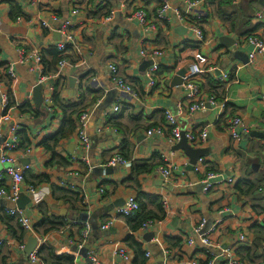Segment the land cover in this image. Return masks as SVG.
I'll use <instances>...</instances> for the list:
<instances>
[{
	"label": "crops",
	"instance_id": "obj_1",
	"mask_svg": "<svg viewBox=\"0 0 264 264\" xmlns=\"http://www.w3.org/2000/svg\"><path fill=\"white\" fill-rule=\"evenodd\" d=\"M13 1L22 11L23 16L19 21L11 20L10 2ZM143 0H0V77L4 79V70L12 67L14 78L11 86L2 80L1 93L8 95L10 92L15 100V107L8 111L10 124L0 127L1 138L9 134V126L18 129H27L31 146L29 153L15 151L11 154L15 163L12 167L25 168L34 176H49V184L37 188H48L46 196L39 205H35L30 197V203L24 210L18 209L16 203L12 204L6 200H0V264H28V256L24 251L18 249L19 244L26 247L29 238L36 240L35 250L42 247L52 249L57 256L74 257V264H90L93 257L97 264H132L133 253L126 246V239L133 236L135 241L141 244L145 252L146 264H164L165 257L163 249L167 250L165 238H180L183 243L179 249L169 250V258L166 264H207L208 260L219 253L220 250L245 249V245L238 244V235H245L249 241H254L256 235L252 228L259 226L264 229V196L256 193L243 196L236 186L244 185V182L256 183L258 189L264 187V141L251 137L253 132L264 133V95L262 94L264 84V59L257 56L253 61L256 71L252 76L242 74L249 65V56L253 46H238V40H247L248 37H259L262 35L258 25H264V21L249 22L250 26L244 27L238 34L234 33L237 20V0H191L200 4L185 13L183 0H167L175 12L181 11V17L187 21H197L204 34V40L199 42L194 33L189 31L183 24L168 13L166 21L157 20V11L161 7V0H150L145 6ZM214 1V0H213ZM144 6V8H142ZM116 9H120L116 11ZM142 9L146 19L151 23L152 29L145 31L134 19H129L137 10ZM101 14L112 13L110 21L100 20ZM77 11L80 15L72 16ZM95 14H98L94 16ZM69 21L71 32L79 52L72 53L77 59L75 62L70 57L66 60L64 68L58 73L50 76L49 85L59 82L61 92L59 100L61 103H79L84 101L66 95L81 88L87 93H93L89 97L96 96L101 89L95 88L96 81L85 87V81L96 71L95 67H89L86 71L76 75L78 67H83V61L94 53L102 41L103 59L101 63L111 62L119 59L121 65L125 66L124 80L134 89L132 96L116 92L109 105L119 108L118 114L112 112L108 116L107 127L104 136L90 134L88 136L90 147L87 149V159L75 155L79 151V144L74 142L75 135L58 149L61 157L67 160L70 166L67 169L54 167L46 169L50 155L38 143L46 136L54 134L59 129L61 115L50 120L51 115L45 111L38 119L28 115H20L18 107L32 102L34 88L40 84V75L36 68L27 63H21L19 52L24 51L28 57L39 55L50 50L60 40L59 31L61 25ZM46 23L47 28L42 27ZM182 27L185 31H176ZM227 38L226 46L222 39ZM120 50L121 55L117 57L116 52ZM132 59H128V54ZM143 53V55H141ZM197 53L203 55L207 60L205 73L198 79L201 84L202 99L205 106L204 111L195 112L188 116V102L185 100V92L182 85H175L174 79L180 77L182 83L189 70V65ZM226 57L228 66L217 67V62ZM95 64L96 59L88 61ZM149 63L158 65L156 74L157 85L151 89L146 84L145 73ZM148 65V66H147ZM222 72L228 74L226 81L221 79ZM223 87H218V85ZM42 85V84H41ZM43 86V85H42ZM219 89V90H217ZM110 89L108 95L112 93ZM218 93L222 96L219 103L224 102L234 113L229 115L230 109L215 105L210 106L208 99ZM43 100L51 96L43 87ZM103 97V100L108 97ZM251 96V101L249 97ZM52 99L51 106L52 107ZM5 110L1 105L0 115ZM97 111H100L98 108ZM171 112L172 116H187L179 122L182 133L198 135L202 131L207 132L205 143L190 145L193 149H206L207 155L203 158L205 163L215 169L220 175L219 180L223 183L215 184L207 193L198 186L202 180L201 173L187 169L189 160L183 152H174L171 155L168 143H157L144 156L135 157L134 164L146 163L155 165L150 174L139 177L140 191L144 195L156 196L161 199L165 212V219L155 222L148 231H137L132 233L124 219L117 217V210L121 208L130 197L137 199L138 190L124 185L130 175L129 172L122 173L120 168H113V173L106 175L104 170L110 159L121 152H129L132 143L130 136L123 135V130L135 132V144L143 146L152 141L153 136H147V132L154 127L163 124L161 119ZM256 113L257 115H253ZM53 114V113H52ZM114 115V120H109ZM227 114V115H226ZM224 115V116H223ZM231 119L239 117L243 120L247 132L237 128L240 135L238 142L232 140L227 129H223L220 117ZM164 118V119H165ZM158 126V127H159ZM117 129L120 132L117 133ZM8 131V133H7ZM166 135L163 136L167 140ZM9 136V135H8ZM111 136L117 140L114 145L102 147L105 137ZM72 152V153H71ZM164 157V158H163ZM28 160V165L23 163ZM138 161V162H136ZM174 167L173 180L164 182L159 168L164 164ZM133 164V165H134ZM9 165L0 163V178L4 176ZM159 173V175H157ZM227 179L233 181L228 184ZM3 187L8 189L9 179L3 177ZM26 185L23 184V188ZM53 187L76 194L81 202L76 206L81 210L80 215L70 211V204L58 201L53 196ZM244 189V188H243ZM103 191V194L100 193ZM245 190V189H244ZM261 196V197H260ZM262 198V199H260ZM46 209L55 218H66L67 226L61 231L49 234H37L34 228L42 221L40 209ZM149 208L152 206L149 205ZM18 210L27 217L32 225V231L26 232L10 216V211ZM86 215L91 220L92 233L86 246L91 249L87 257L81 255L75 235L78 227L71 226L72 221ZM14 219L10 221L9 219ZM10 221V222H9ZM202 221L213 224L214 232L209 235L213 243L210 252L206 251L199 243V236L193 229H197ZM111 222L108 230H102V226ZM20 227L25 236L20 243L10 231L11 227ZM95 227V228H94ZM97 233V235H96ZM147 233L153 234L150 242L144 237ZM257 237L262 241L258 249H254L252 243L251 261L245 264H258L264 258V232ZM227 238V239H226ZM189 241L194 245L190 247ZM223 241V242H221ZM219 244V248L216 245ZM250 246V247H251ZM163 248V249H161ZM25 250V249H24ZM123 250L128 261H124L117 254ZM246 252H243L245 256ZM208 254V255H207ZM162 261V262H161ZM223 263V262H222ZM216 264H220L218 260Z\"/></svg>",
	"mask_w": 264,
	"mask_h": 264
},
{
	"label": "built area",
	"instance_id": "obj_2",
	"mask_svg": "<svg viewBox=\"0 0 264 264\" xmlns=\"http://www.w3.org/2000/svg\"><path fill=\"white\" fill-rule=\"evenodd\" d=\"M148 1L150 0H143L142 3H148ZM185 3V8L188 5H191L192 7L188 8L187 11H185V13H187L189 10L197 7L200 2H194L191 0H183ZM169 7V3L167 2V0H161V7L160 9L157 11V20L159 21H166L168 18V13L169 12H165V9ZM77 11H73L71 14L72 16H74L73 13H76ZM160 13H164L163 15H161ZM176 13H178L179 15V19L178 21L184 25V27H186L189 31H191L192 33H194L195 37L197 38V40L199 42H202L204 40V34L202 32V30L200 29L198 22L197 21H187L186 19H184L183 17H181V11H177ZM112 17V13H110L109 17L106 19H100V20H104V21H110ZM129 19H134L135 21H137L140 25V27H142L145 31H148L149 29H152L151 27V23L148 22V20L146 19V16L144 14L143 11H136L134 12L132 15H130ZM17 21H19V19H17ZM42 27L47 28L46 23L42 24ZM57 33L60 34L61 40L55 44V48L56 50L61 53L62 55H68V54H74V53H78L79 47L77 46V44L74 41V38L72 36V32H71V23L69 21L64 22L59 31H57ZM254 38L257 37H248L247 40H253ZM253 52V51H252ZM256 53L260 52V49H255ZM19 60L21 63H27L28 65L31 66V69L33 70V67L36 68V71L39 73L38 75H40V84L43 85L44 89L46 90V92L51 96L52 92L54 90V86L53 84L49 85V79L50 76L47 75H42V67L40 65V56L39 55H33L32 57H28L24 51H20L19 52ZM257 57V56H256ZM255 57V58H256ZM255 59H253V55L252 53L249 56V64L253 63ZM66 63V59L62 60L56 67V74H58L65 66ZM63 64V67H61V65ZM207 65V60L206 58L197 53L196 55H194V59L191 62V64L189 65V70L186 74V77L184 78L183 84H182V88L184 90L185 94V100L188 102L189 106H188V110H187V115L191 116L193 111L195 110V112L199 111V109L202 107L204 109L205 103L204 100L202 99V92L200 90V84L198 85V79H200V77L205 73V67ZM159 68L158 65H156L155 63H152L151 66H149L148 70L145 73V77H146V84L149 88L153 89L156 87L157 85V79H156V74L158 72ZM4 76L8 77L9 79L14 78V72L12 67H9L7 69L6 72H4ZM221 79L226 81L228 79V74L227 77L225 78L224 76L221 75ZM151 81V83H149ZM3 83L0 77V89L2 87ZM121 87H128L131 89L132 93H134L132 86L130 85V83H128L126 80H122L120 82V84H118L116 87H113V90H115L118 93H122L124 95H129L132 96L134 94H130L129 92H125V91H121ZM49 89H51V91H48ZM0 99H1V105L3 107V109L5 110L7 103H8V95H6L5 93H1L0 95ZM51 97L50 98H46L43 100V106L45 111L50 112V106H51ZM208 104L210 106H217L219 105V107L225 109V103L221 102L219 103L218 101H216L214 98H210L208 99ZM118 108V107H117ZM114 113H118V111L114 112ZM175 117V116H174ZM80 118V116H79ZM78 118V120H79ZM76 123V132L79 130V123ZM166 125L163 126L164 129H166V132H168L167 134V141H170V143H168V146L171 148H173L174 146H176L180 140H181V133L182 131L180 130L178 133L176 131L177 127H179L178 124L176 123H168V114H166ZM237 121H239V124H237ZM10 124V117L9 115H0V127ZM245 125L244 122L241 118L236 117L231 119V121L229 122V126H228V132L230 133V136L232 138V140L238 142L240 140V135L236 132L237 128H242L244 129ZM158 127H156L155 129H157ZM180 128V127H179ZM151 130L147 132V136H152L153 131L155 130ZM229 129H232V131H229ZM16 132H17V128L16 127H11V129L9 130V136L7 135L6 137V142L0 147V163L3 164H7L9 165L8 168H6L5 173H4V178L9 179V187L8 189H0V200H6L12 204H15L20 197L23 194H26L30 197L31 201L35 204V205H39L42 203L44 197L46 196V193L43 192L42 188H37V187H32V186H26L25 188H23L22 190V186L24 184V172L27 171V167L21 169V168H15L12 167V165L15 163V160L12 158L11 154L15 152L17 146H18V140L16 138ZM166 133L163 135L165 136ZM1 132H0V139H1ZM207 132L206 131H202L201 133H199L198 135H193L190 133H185V138L188 142L189 145H195L196 143H205L206 139H207ZM237 136L239 137V139H237ZM89 140V139H88ZM27 153H29V150H27ZM171 155H174V152L170 153ZM164 158V157H163ZM115 159L116 156L113 157L112 159H110L108 166L111 168H119L116 166L115 163ZM168 171L169 175L167 177L163 176L162 171ZM173 170L174 167H172L169 163L168 164H164L163 166H161L158 170V172L160 173L162 179L164 180V182H170L171 180H173ZM193 171L196 173H201L202 175V180L199 182V184L202 185V190L204 193L209 192L215 184H220L223 183V180H219L220 175L218 173H214V172H208L206 171V163L204 161V159H199L196 163V165L193 166ZM3 177L0 178V183H2L3 181ZM228 184H232L233 181L231 179H227L226 181ZM100 193H103L102 190H100ZM257 193L264 196V187L257 189ZM129 201H131V206L129 205ZM125 209H127V211H125ZM139 212V205L136 202V199L134 197H130L126 200L125 204L119 208L117 210V217L121 218V219H129V218H133L137 215V213ZM10 216L14 217L17 224L26 232H31L32 231V225L29 221V219L25 216L22 215V213L18 210H12L10 211ZM25 221H28V223H25ZM205 221H202L200 223V225L197 227L198 231H196V233L199 236V241L204 240L207 241L206 244H201L203 246V248L210 252V249L213 247V243L209 240V235H211L214 232V228L212 227L209 231H207L204 234H201L204 226H205ZM111 225V222L106 223L105 225L102 226V230H108L109 227ZM155 225V223L152 222H147L145 224L142 225L141 230L142 232H148L153 226ZM71 226H76V227H81L82 228V232H81V239H80V243L78 244V249L81 250L83 249L87 243L88 240L91 236L92 233V228L90 225V222L88 220L86 221H72ZM86 234V235H85ZM243 236L244 239H240L239 237ZM238 244L241 245H250L251 241H249V239L243 235L240 234L238 235V240H237ZM2 241H0V247L2 246ZM188 245L190 247H192L194 245L193 241H189ZM18 249L20 251H24L25 246L23 244H19ZM163 249V248H161ZM235 249L236 247H233L232 249L229 250H220L219 253L213 254L214 256H212V258H210V260L208 261V264H216V262L219 260L220 262H223L224 264H242L240 261H238V259L235 257ZM38 250H35L28 256V264H44L40 258L38 257ZM211 253V252H210ZM117 254L121 257V259H123L124 261H128V258L126 257L125 253L123 252V250H118ZM163 255L165 257V263H167V259L170 256V253L163 249ZM208 255V254H207ZM149 255H146V258H148ZM217 257H219V259H217ZM90 262L91 264H97V261L91 257L90 258ZM193 264H197V263H193Z\"/></svg>",
	"mask_w": 264,
	"mask_h": 264
},
{
	"label": "trees",
	"instance_id": "obj_3",
	"mask_svg": "<svg viewBox=\"0 0 264 264\" xmlns=\"http://www.w3.org/2000/svg\"><path fill=\"white\" fill-rule=\"evenodd\" d=\"M217 1L218 0H214V1L212 0L211 3H215ZM9 2L11 6L9 17L11 20L15 21L19 19L20 17H22L23 13L21 9L13 1H9ZM146 4L147 3H145L144 6ZM144 6L142 8H144ZM159 9L160 7L158 8V10ZM139 10L142 11V9H139ZM101 13H102V10H99L98 14L101 15L100 19L102 18L106 19L110 15V11L109 12L107 11L104 14H101ZM98 14H95L94 16L97 15L98 17ZM71 55L72 57L74 56L73 54L62 55L56 50L55 45L51 47L50 50L42 52V55L40 57L42 75L52 76L56 74L57 65L62 60L64 59L67 60L68 57H70ZM6 71L7 69L4 70V72ZM1 80H4L5 81L4 83H7L8 86H11L12 79H9L8 77L4 76V79L1 78ZM199 84L200 83H198V85ZM60 87H61L60 83L56 82L54 85V90L51 95L52 104L56 108L55 114H52L53 113L52 111L48 112L51 115L50 120L55 119L58 116V113L59 115H61L59 129L54 134L44 137L38 143V147L42 148L46 153L50 155L49 162L45 166V168L48 170L54 167H61L63 169H67L70 166L69 162L60 156V154L58 153V149L63 143L69 141L75 135L76 123L80 116L81 108L83 105L82 102L61 103L59 100V95L61 92ZM218 87L222 88L223 85L220 84L218 85ZM200 90H202L201 84H200ZM87 93L92 94L93 92L91 90H88ZM209 98H214L216 101L219 102V100L222 99V96L216 93V95L214 94ZM15 105L16 103H15V100L12 94L8 92V103L5 108V111L2 114L8 115V111L13 109ZM52 107H50V109ZM228 109H230L229 115H232L234 113L233 109L229 108L228 105L225 104V111H227ZM17 110H18V113L22 116L28 115L34 119H38L41 116L40 114L41 112L38 111L35 108V106L31 105L30 103H25L24 105H21L20 107H18ZM116 114H113V116H110L109 120L113 121L115 117L114 115ZM223 116L220 117V122L223 123V129H228L229 123L226 122L227 119H223L224 118ZM164 118L165 117H163L161 120L164 121L163 124H166V120ZM15 135L18 140V146L15 151L26 152L27 150H29L31 146V141H30L29 133L27 132V129L21 130L17 128V132ZM120 154L127 156V152H121ZM154 169H155V165H149L146 163L134 164L133 168L131 169L130 177L126 181H124V185H128L129 188L138 190V196H137L136 202L139 205V212L137 213L135 217L125 219L128 225V228L130 229L132 233L140 231L142 225L147 222H152V223L161 222L166 217L161 199L156 196L144 195L140 191L139 177L144 174H150ZM206 171L215 173V169L213 167H210L207 163H206ZM23 178H24V184L26 186H32V187L48 185L49 179H50L47 174H44L42 176H34L31 173V171H25ZM0 189H6L3 187L2 183H0ZM236 189L240 194H242L243 196H246V195L256 194L258 187L256 183L254 182H250V183L244 182L243 186L237 185ZM52 192L56 200L61 201L65 204H70V211L72 213L80 215L81 210L76 206V204L78 202H81V200L76 194L63 190V189L55 188V187H53ZM149 205L152 206V208H149ZM40 213L42 216V221L39 223V225H37L34 228L37 234L42 233L46 235L51 232L61 231L62 229L66 228L67 226L66 218H55L49 213L48 210L43 209V208L40 209ZM9 220L12 221L14 219L10 218ZM10 231L14 233V237L16 238L17 241H19L20 243L23 242L25 232L20 227L12 226L10 228ZM252 231H253V234L256 235V238L254 239L253 242L251 241V243L254 249L257 250L258 247L262 243V241L257 237V235L260 234L261 232H264V229L259 228V226H254L252 228ZM81 232H82V228L78 227L76 234L75 235L71 234V236L77 238L76 242L78 243L80 242V239H81ZM164 242L167 245L168 251L173 250V249H179L181 247V244L183 243L182 239L180 238H165ZM125 243H126V246L133 253L134 258H133L132 264H146L145 252L143 251L141 244L136 242L133 236H129L126 239ZM251 243L250 245L245 246V249L236 250V256L239 258L238 261H240L242 264H245L244 263L245 261L252 260L251 256H249L251 255V252L253 249L251 246ZM243 252H246L245 256H243ZM37 254L40 260L44 264H74V257L67 256V255L57 256L55 251H53L52 249H47L45 247H42L38 251ZM220 264H224V263L220 262Z\"/></svg>",
	"mask_w": 264,
	"mask_h": 264
},
{
	"label": "clouds",
	"instance_id": "obj_4",
	"mask_svg": "<svg viewBox=\"0 0 264 264\" xmlns=\"http://www.w3.org/2000/svg\"><path fill=\"white\" fill-rule=\"evenodd\" d=\"M238 7L236 9L238 14V20L237 24L234 29H231L234 31V33L238 34L239 32L243 31L244 27L250 26L249 22H255V21H264V4L261 3V0H237ZM192 7L191 5H188L185 8V11L188 10V8ZM120 9H116V11H119ZM172 11V16L174 19L178 20L179 15L174 10H172V5L170 4L168 8L165 9V12ZM74 15H80V13H73ZM163 15L164 13H160ZM260 27V31L262 35H260L258 38H254L253 40H238L237 45L233 46V50H235L238 46H253V59H255L256 56H259L260 58L264 59V25H258ZM260 49L259 53L255 52V49ZM117 57L121 55L120 50H117L116 52ZM143 55V53H141ZM73 61L77 59L75 56L71 57ZM96 59V63L89 64V60ZM103 59V47H102V41L98 45L96 51L92 54H90L86 60L83 61V67H78V70L76 72V75H79L81 72H84L89 67H95L96 71L93 75L88 77V79L85 81V87H87L91 81H96L94 87L101 89V91L96 95L89 97L88 94L84 91L83 88L79 90H73L72 93L66 94V95H72L73 98H79L84 101V104L82 105L81 112H80V118L78 120V123L80 125L79 130L75 133V141L79 144V151L75 153V155H79L87 159V149L90 147V143L88 140V136L90 134H100L102 137L104 136L105 128L108 126V116L112 112L119 111V108H117L115 105L111 107H105L104 106V100L103 97L108 95V92L111 88L116 87L120 82L124 79L125 75V66L121 65L119 62V59L113 60L111 62L107 63H101ZM128 59H132V54H128ZM223 65L225 68L228 66L226 57L222 61L217 62V67H220ZM63 67V64L61 65ZM256 71L254 65L250 63L246 66V70H242V74H246L248 76H252L253 73ZM222 76L225 78L227 77L226 72H222ZM151 83V81L149 82ZM121 91L129 92L130 94H138V93H132L131 89L128 87H121ZM48 91H51L49 89ZM249 101H251V96L249 97ZM51 103V102H49ZM100 109V111H97V109ZM217 108H219V105H217ZM53 114H55L56 108L53 106L50 109ZM201 112L204 111V109L201 107L199 109ZM195 110L193 111L192 115H195ZM253 115H257L256 113H253ZM188 119L187 116L181 115L179 119L177 117L172 116L171 112L168 113V123H176L179 124V122ZM237 124H239V121H237ZM181 129L177 127L176 131L177 133ZM247 127H244L243 131L247 132ZM117 133L120 132V129L116 130ZM229 131H232V129H229ZM166 133V129L163 128V125H160L157 129H155L152 133L153 139L149 143H145L143 146H138L135 144V132H129L127 129L123 130V135L130 136L132 143L129 145V152L127 156H124L122 154H119V150H117L118 154L115 159L116 166L119 167L122 171V173H127L133 168L135 157L144 156L148 154L152 149L156 148L157 143H170V141L164 140L163 135ZM237 139L239 137L237 136ZM117 143L116 139H113L111 136L105 137V143L102 145V147H107L109 145H114ZM138 162V161H136ZM162 171L163 176L167 177L169 175L168 171ZM159 175V173H157ZM48 188L45 187L43 189V192H47ZM129 205L131 206V201H129ZM127 211V209H125ZM25 223H28V221H25ZM193 234L198 231V229H193ZM86 235V234H85ZM240 239H244L243 236L239 237ZM227 239V238H226ZM223 242V241H221ZM200 244H206L207 241L201 240L199 241ZM217 248H219V244L216 245ZM219 259V257H217ZM258 264H264V258L261 259V261L258 262Z\"/></svg>",
	"mask_w": 264,
	"mask_h": 264
},
{
	"label": "water",
	"instance_id": "obj_5",
	"mask_svg": "<svg viewBox=\"0 0 264 264\" xmlns=\"http://www.w3.org/2000/svg\"><path fill=\"white\" fill-rule=\"evenodd\" d=\"M261 3L264 4V0H261ZM183 28L182 27H177L176 28V31H182ZM185 31V30H183ZM221 42H223L226 46L228 45V42H234V41H231L227 38H224L221 40ZM152 64L149 63V66H151ZM148 66V65H147ZM148 66V67H149ZM174 84L175 85H182V79L180 77H176L174 79ZM113 92L110 93L108 95V97L105 99L104 101V106L107 107L109 105V102L111 101L112 99V96L116 93L115 90H112ZM43 86L41 84L37 85L34 90H33V93H32V102H33V105L35 106V108L40 111L41 113L44 112V110L42 109V104H43ZM262 94L264 95V84H263V89H262ZM14 124H11L9 126V129L8 131L11 129V127H13ZM7 131V133H8ZM251 137H254L256 139H259V140H262L264 141V133H261V132H253L251 133ZM6 142V136L1 138L0 139V147ZM170 151L172 152H183L186 157L188 158L189 160V163H188V167L187 169L190 170V171H193V166L196 165L197 161L199 159H203L206 155H207V150L206 149H193L192 147H190V145L188 144L186 138H185V133H181V140L180 142L174 146L173 148L170 149ZM72 153V152H71ZM28 160H24L23 163L25 165H28ZM113 168L111 167H106L104 172L106 175H110L113 173ZM198 186H200V188L202 189V185L201 184H198ZM30 203V199L27 197V196H21L20 199L16 202V205L18 207V209L20 210H24L26 205H28ZM78 220L79 221H86L88 220L90 222V225L92 226L91 224V220L88 219V217L86 215H82L80 217H78ZM213 227V224L210 223V222H206L205 223V226L201 232V234H204L206 233L207 231H209L211 228ZM95 228V227H94ZM153 238V234L151 233H147L144 237L145 241L146 242H150ZM36 247V240L34 238H29L28 241H27V244H26V247H25V250H24V254L29 256L35 249ZM91 249V247L88 245V246H85L83 248V250L81 251V255L83 257H87V253L88 251ZM90 262V261H89ZM162 262V261H161ZM91 264V262H90Z\"/></svg>",
	"mask_w": 264,
	"mask_h": 264
}]
</instances>
